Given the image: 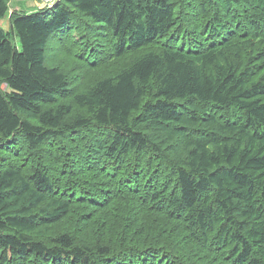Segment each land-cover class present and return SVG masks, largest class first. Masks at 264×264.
<instances>
[{"label": "trees", "instance_id": "16d2710c", "mask_svg": "<svg viewBox=\"0 0 264 264\" xmlns=\"http://www.w3.org/2000/svg\"><path fill=\"white\" fill-rule=\"evenodd\" d=\"M10 10L0 264H264V0Z\"/></svg>", "mask_w": 264, "mask_h": 264}, {"label": "rangeland", "instance_id": "374dc122", "mask_svg": "<svg viewBox=\"0 0 264 264\" xmlns=\"http://www.w3.org/2000/svg\"><path fill=\"white\" fill-rule=\"evenodd\" d=\"M11 8L12 12L15 10V8L20 7L21 10L25 12H32L33 8L35 6L41 7L42 3L40 2V5L36 2V0H11ZM0 26L4 28L6 31L10 30V24L8 18L0 21ZM71 221V220H69Z\"/></svg>", "mask_w": 264, "mask_h": 264}, {"label": "built area", "instance_id": "2783aa9c", "mask_svg": "<svg viewBox=\"0 0 264 264\" xmlns=\"http://www.w3.org/2000/svg\"><path fill=\"white\" fill-rule=\"evenodd\" d=\"M58 0H41L42 7H52Z\"/></svg>", "mask_w": 264, "mask_h": 264}, {"label": "crops", "instance_id": "0c3cea01", "mask_svg": "<svg viewBox=\"0 0 264 264\" xmlns=\"http://www.w3.org/2000/svg\"><path fill=\"white\" fill-rule=\"evenodd\" d=\"M36 2H37V0H36ZM12 3V2H11ZM39 5H40V2H37ZM12 6V5H11ZM35 7H37V6H35ZM38 8H41L40 6L38 7ZM34 9V8H33ZM15 10H20V7H18V8H15ZM11 12H12V8H11V10H10Z\"/></svg>", "mask_w": 264, "mask_h": 264}, {"label": "bare ground", "instance_id": "6f19581e", "mask_svg": "<svg viewBox=\"0 0 264 264\" xmlns=\"http://www.w3.org/2000/svg\"><path fill=\"white\" fill-rule=\"evenodd\" d=\"M142 55H143V54H142ZM84 117H85V116H84ZM146 132H147V131H146ZM152 140H153V139H152ZM153 148H154V147H153ZM160 160H161V159H160ZM170 168H171V167H170ZM171 169H172V168H171ZM173 173H174V172H173ZM170 176H171V175H170ZM174 177H175V176H174ZM171 178H172V176H171ZM171 182H172V181H171ZM178 182H179V181H178ZM181 204H182V203H181ZM5 229H6V228H5ZM5 229H4V230H5ZM26 233H27V232H26ZM36 239H37V238H36ZM35 241H36V240H35ZM35 241H34V242H35ZM2 248H3V247H2ZM2 250H3V249H2ZM2 255H3V254H2ZM2 257H3V256H2Z\"/></svg>", "mask_w": 264, "mask_h": 264}, {"label": "clouds", "instance_id": "9594fccd", "mask_svg": "<svg viewBox=\"0 0 264 264\" xmlns=\"http://www.w3.org/2000/svg\"><path fill=\"white\" fill-rule=\"evenodd\" d=\"M41 8H44V7H42V5H41Z\"/></svg>", "mask_w": 264, "mask_h": 264}]
</instances>
